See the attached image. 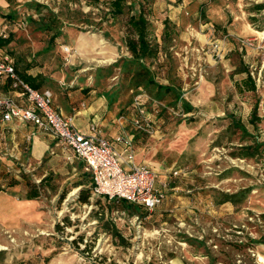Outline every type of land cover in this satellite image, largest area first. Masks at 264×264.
<instances>
[{"label":"rangeland","instance_id":"rangeland-1","mask_svg":"<svg viewBox=\"0 0 264 264\" xmlns=\"http://www.w3.org/2000/svg\"><path fill=\"white\" fill-rule=\"evenodd\" d=\"M113 1L9 0L14 42L3 53L105 98L166 178L164 201L135 214L103 197L130 243L118 246L90 218L100 197L76 203L83 163L49 154L17 178L0 174L2 264H264V154L238 156L264 149V0H126L120 14ZM141 15L157 53L136 60L129 21ZM79 235L85 255L71 245Z\"/></svg>","mask_w":264,"mask_h":264},{"label":"built area","instance_id":"built-area-1","mask_svg":"<svg viewBox=\"0 0 264 264\" xmlns=\"http://www.w3.org/2000/svg\"><path fill=\"white\" fill-rule=\"evenodd\" d=\"M70 54L69 47L64 48ZM0 79L21 88L28 107H22L10 96H0V113L4 122L13 120L32 123L42 133L53 136L71 148L85 164V171L93 178V193L108 200L126 201L152 212L164 201L167 181L160 182L157 169L137 163L134 137L122 131L114 139L103 135L97 124L85 131L75 127L70 118L58 112L53 105L50 89H33L24 83L12 59L0 54ZM124 118L119 117L123 124Z\"/></svg>","mask_w":264,"mask_h":264},{"label":"crops","instance_id":"crops-1","mask_svg":"<svg viewBox=\"0 0 264 264\" xmlns=\"http://www.w3.org/2000/svg\"><path fill=\"white\" fill-rule=\"evenodd\" d=\"M14 9L9 0H0V36L11 37L12 39L7 47L0 48V54H3L14 42L15 30L11 24L14 20H10L12 19L10 14ZM10 51L13 52V49H10ZM33 57L35 58L36 56ZM22 58H28L27 61L29 63L22 64V67H20L21 64L19 62L23 63V61L18 57L16 59L17 63H15L13 57H11L20 72L33 77L42 75L46 79L42 89H50L47 86L52 83L50 90L53 92L55 109L65 117L70 118L75 127L85 131L91 124H97L103 135L109 139H114L124 130V124L119 122L120 116L117 117L110 110L105 98L94 95L93 92H86L84 88L73 87L72 85H66L65 87L58 85L57 83L62 79V75H47L46 67L42 63H31L32 60L28 55ZM21 91V88L12 86V82L0 79V96H10L18 105L28 107L29 103L21 95ZM132 136L136 146L135 135ZM64 149L77 158L71 148L53 136L42 133L32 123L18 120L4 122L0 113V174L3 177L7 176L8 179L17 178L18 172L35 169L41 165L45 156L56 154V152L59 153L60 150L64 151ZM135 151L137 163L150 164L149 160L138 153L137 148ZM158 171L161 172L160 170ZM160 175L162 174L160 173ZM3 177H0V181ZM161 179L160 182L166 178L162 176ZM13 186L11 185V187Z\"/></svg>","mask_w":264,"mask_h":264},{"label":"trees","instance_id":"trees-1","mask_svg":"<svg viewBox=\"0 0 264 264\" xmlns=\"http://www.w3.org/2000/svg\"><path fill=\"white\" fill-rule=\"evenodd\" d=\"M125 1L126 0H114L112 2L113 11L116 14L122 13L123 3ZM129 24L131 29L134 31V35L137 38V39L129 38L127 41V47L134 56V58L136 60H144L155 57L157 51L153 46H151L150 41L148 40L145 18L142 15L140 16L139 19L132 17L129 21ZM11 41H12L11 37L0 36V48L7 47L11 43ZM17 73L20 79L24 83L30 85L33 89L41 90L45 84L46 79L42 75L33 77L20 72L18 69H17ZM246 85H248L247 82ZM254 89H255L254 86H251L249 88V90H254ZM259 154H264V149H259V147H253V145H251L248 147H241V149H239L238 156L243 159H246V158H252ZM80 161L83 164L79 166V169L84 170L85 164L82 160ZM82 176H83L82 180L75 185L76 188H80L79 193L77 195L76 203L90 204L91 198L93 196V186H94L93 178L92 175L87 171H84L82 173ZM47 180L49 179L45 178L42 180L41 185L35 186L34 189H32V192L26 197V199L27 200L38 199L40 197V189L42 188L43 183L47 182ZM67 195H68V191L65 189L60 195L59 204L63 203ZM102 198L103 197L101 196L95 203L96 205H99L101 209L99 211L93 210L91 212L90 218H94L95 220H97L100 229H102L105 234L112 237L113 241L118 246L128 247L130 245L129 241L122 235V233L117 228L116 224L112 221V219L106 218V209L108 211V208L110 207L102 203ZM124 207L132 209L133 213L135 214H139L140 212V207L129 204L126 201H124ZM63 222H64L63 226L60 223H57L56 225V231L59 233L64 232L67 227L72 226V223L68 216L63 218ZM84 242H85L84 235H79L77 238L71 241V245L82 255H85L87 254V252H89L90 246L88 245V243H86L84 249H81L80 243H84ZM3 255L4 252H0V264L3 263V261L1 260ZM4 264L6 263L4 262Z\"/></svg>","mask_w":264,"mask_h":264}]
</instances>
